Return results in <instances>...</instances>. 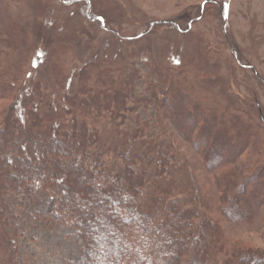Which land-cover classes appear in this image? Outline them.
I'll list each match as a JSON object with an SVG mask.
<instances>
[{"label": "rangeland", "instance_id": "374dc122", "mask_svg": "<svg viewBox=\"0 0 264 264\" xmlns=\"http://www.w3.org/2000/svg\"><path fill=\"white\" fill-rule=\"evenodd\" d=\"M153 60L177 70L179 83L210 108L252 121L255 135L248 141L253 147L244 148L235 163L228 158L211 169L199 151L201 144L182 135L180 125L154 103L144 107L129 101L133 111L121 128L143 127L155 139L171 138L181 156L176 165L184 164L182 180H190V192L202 205L197 221L220 230L219 264L226 257L235 259L239 251L264 257V203L251 220H233L227 213L234 204L225 192L230 185L222 179L223 173L239 183L245 176L264 175V0H0V82L10 87L0 100V129L12 107L26 113L23 98L34 85L41 86L36 98L59 99L75 90L87 70L90 83L102 78L110 85L111 76L125 72L134 79L133 91L144 95L158 80L151 72ZM102 84L99 89L110 86ZM89 122L104 138L114 136L108 118ZM16 153L3 151L1 156L12 166ZM186 198H176L183 210L193 207ZM41 203L28 200L16 219L22 233L17 239L22 257L16 264H75L84 240L78 227L65 222L49 228L28 220L27 211Z\"/></svg>", "mask_w": 264, "mask_h": 264}, {"label": "trees", "instance_id": "16d2710c", "mask_svg": "<svg viewBox=\"0 0 264 264\" xmlns=\"http://www.w3.org/2000/svg\"><path fill=\"white\" fill-rule=\"evenodd\" d=\"M152 62L158 80L144 95L133 91L134 79L125 72L111 76L110 85L102 78L90 83L92 72L87 70L72 93L46 101L35 97L41 93L36 84L23 98L25 114L8 110L0 129V264H16L22 257L16 219L30 199L42 203L27 211L28 220L49 228L65 222L78 227L84 240L72 263L219 264L220 230L209 221H197L202 205L190 192L188 177V182L182 180L184 164L176 165L181 156L171 138L155 139L146 128L121 126L133 111L129 101L144 107L154 103L180 125L182 135L201 144L199 151L214 169L228 158L235 163L244 148L253 147L248 138L254 125L225 109L210 108L179 83L177 70ZM3 83L0 100L10 88ZM98 84L110 86L102 90ZM90 118H108L114 136L104 138ZM3 151L17 152L12 166L5 163ZM262 174L245 176L240 183L222 174L230 185L225 192L234 204L227 213L233 220H251L264 203L258 191ZM179 195L193 207L178 206ZM244 207L248 211L238 213ZM221 264H264V257L239 251Z\"/></svg>", "mask_w": 264, "mask_h": 264}]
</instances>
